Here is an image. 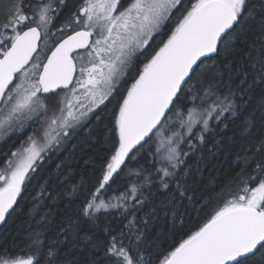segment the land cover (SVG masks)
I'll return each instance as SVG.
<instances>
[{
    "label": "snow or ice",
    "instance_id": "6c2138e0",
    "mask_svg": "<svg viewBox=\"0 0 264 264\" xmlns=\"http://www.w3.org/2000/svg\"><path fill=\"white\" fill-rule=\"evenodd\" d=\"M81 132L84 196L76 144L46 167ZM17 214L0 264H264V0H0V226Z\"/></svg>",
    "mask_w": 264,
    "mask_h": 264
},
{
    "label": "trees",
    "instance_id": "16d2710c",
    "mask_svg": "<svg viewBox=\"0 0 264 264\" xmlns=\"http://www.w3.org/2000/svg\"><path fill=\"white\" fill-rule=\"evenodd\" d=\"M115 103V102H113ZM93 127H95V120L93 118L92 121ZM231 127V126H230ZM231 132L229 131V135ZM84 133L81 132L79 138H74L72 141H69V143L65 146V150H63L59 154V158H56L54 156L52 162L46 167L50 171H55V164L60 163L62 159L69 156L68 149L72 148V144H76V150L75 155L71 158V163L73 164L75 168L76 173V179L78 181H82L85 191L81 193V196H84L87 194V189L90 188L96 178V176L99 175V168L102 163L101 156L102 152L98 151L99 145L95 144L93 141H87V142H81L83 139ZM19 136V134H17ZM15 140L16 143H19V139L17 137H12L8 143L11 144L12 141ZM243 144L238 143L236 147L233 149L232 155L225 157L220 156L219 160L223 161V163H218L216 161H212L211 163L216 164V171H213L210 173L208 168H205L203 170V175L205 177L204 185H202V188L208 187V179L210 176L219 175L221 180H225L227 177L232 176L235 168L230 167L232 165L233 160L236 158V152L242 150ZM85 161H89L88 163H85ZM67 162V161H65ZM78 162V163H77ZM211 167V164H209V168ZM220 184L219 182L216 185L217 190H219ZM35 191V189H33ZM217 201L212 200L209 202L208 207L205 209L204 212L200 213L198 216L194 213L192 220L190 223H186L183 228L178 227L176 230L166 233L164 235L159 236V238L156 240L158 247L156 248L157 252L164 253L168 250H170L171 247L176 245L181 238L185 237V233L188 231L189 228H194L198 226L203 219L210 213L211 209L216 206ZM28 227L27 221L24 218L23 214H17L13 219H11L7 226H1L0 228V251H2L4 248H7L9 251H20V249L23 247L20 245L17 247L13 243V239L18 237V232L22 229H26ZM157 238V230L153 229V231L150 233L149 239Z\"/></svg>",
    "mask_w": 264,
    "mask_h": 264
},
{
    "label": "rangeland",
    "instance_id": "374dc122",
    "mask_svg": "<svg viewBox=\"0 0 264 264\" xmlns=\"http://www.w3.org/2000/svg\"><path fill=\"white\" fill-rule=\"evenodd\" d=\"M122 3H123L124 5H126V4H127V0H122ZM25 135H26V133H25Z\"/></svg>",
    "mask_w": 264,
    "mask_h": 264
},
{
    "label": "water",
    "instance_id": "95a60500",
    "mask_svg": "<svg viewBox=\"0 0 264 264\" xmlns=\"http://www.w3.org/2000/svg\"><path fill=\"white\" fill-rule=\"evenodd\" d=\"M0 228H1V226H0Z\"/></svg>",
    "mask_w": 264,
    "mask_h": 264
}]
</instances>
